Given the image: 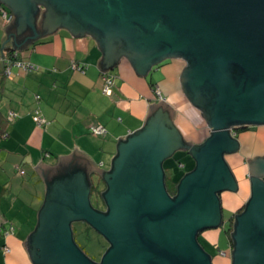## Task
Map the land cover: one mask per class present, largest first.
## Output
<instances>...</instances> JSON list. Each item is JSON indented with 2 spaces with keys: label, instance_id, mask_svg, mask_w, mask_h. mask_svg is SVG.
<instances>
[{
  "label": "water",
  "instance_id": "water-1",
  "mask_svg": "<svg viewBox=\"0 0 264 264\" xmlns=\"http://www.w3.org/2000/svg\"><path fill=\"white\" fill-rule=\"evenodd\" d=\"M39 1L0 0L13 15L1 49L25 50L66 28L96 40L103 72L122 55L139 77L166 58L184 60L181 89L211 133L201 144L185 141L173 124L176 111L161 101L149 106L142 128L118 140L109 171L76 147L55 166L40 161L34 169L44 202L26 248L32 263L212 264L198 235L223 224L219 194L237 188L224 160L238 149L231 129L264 125V0ZM45 6L54 17L39 30ZM183 151L194 167L171 196L162 163ZM248 162L251 197L234 216L231 264H264V157ZM92 172L101 176L105 211L91 205ZM74 222L109 243L98 262L75 242Z\"/></svg>",
  "mask_w": 264,
  "mask_h": 264
},
{
  "label": "crops",
  "instance_id": "crops-1",
  "mask_svg": "<svg viewBox=\"0 0 264 264\" xmlns=\"http://www.w3.org/2000/svg\"><path fill=\"white\" fill-rule=\"evenodd\" d=\"M2 7L0 2V49L3 27L9 23L1 16ZM12 51L11 46L0 50V264H33L26 248L44 202V182L34 169L40 161L55 166L58 156L71 154L76 147L97 167L109 171L118 140L142 128L149 106L161 101L176 111L173 124L185 141L201 144L211 133L201 111L181 89L179 75L187 65L184 60L166 58L139 77L122 55L119 64L103 72L97 67L102 52L94 38L73 37L68 29L58 28L56 34L17 50L37 68L24 70L12 65L8 77L3 74L1 59L9 58ZM72 61L86 64L85 71L71 69ZM104 73L114 75L110 95L102 92ZM155 89L165 100L159 99ZM9 111L17 114L12 121L7 119ZM35 111L46 124L34 122ZM95 124L106 127V134H91L89 127ZM234 138L238 149L225 153L224 160L237 188L219 194L225 222L198 235L206 251L216 249V254H210L212 264L232 263V245L225 229L231 215L242 210L251 197L248 160L264 157V125L249 126ZM183 152L191 157L189 151ZM100 178L98 173L89 174L92 186L99 189ZM5 245L8 253L3 251Z\"/></svg>",
  "mask_w": 264,
  "mask_h": 264
},
{
  "label": "built area",
  "instance_id": "built-area-1",
  "mask_svg": "<svg viewBox=\"0 0 264 264\" xmlns=\"http://www.w3.org/2000/svg\"><path fill=\"white\" fill-rule=\"evenodd\" d=\"M1 16L4 19L5 22H10L11 19L13 18L12 14L9 13L6 9H1ZM2 65H3V74L5 76H10L11 75V66L15 65L18 66L24 70H31V69H35L37 67H35L33 64L27 62L26 60H23L21 58H19V51L14 50L12 55L9 56V58L5 59L2 58ZM71 69L76 70V71H80V72H84L86 69V64H79L75 61L71 62ZM101 82H102V92L106 95H110L112 93V87L114 85V75L109 74V73H104L101 75ZM155 94L159 97V99L161 100H165L159 89H155ZM35 115L33 116V120L34 122L38 125H44L46 124L45 119L41 116L38 115L37 111H35ZM17 114L14 111H9L8 115H7V119L9 121H12L16 118ZM89 132L93 135H97V136H103L106 134L107 129L106 127H104L101 124H95V125H91L89 127ZM21 173L23 172L22 170L20 171ZM1 232V230H0ZM3 251L5 253H8L10 251L8 246H3ZM222 255L224 254V252H220Z\"/></svg>",
  "mask_w": 264,
  "mask_h": 264
},
{
  "label": "rangeland",
  "instance_id": "rangeland-1",
  "mask_svg": "<svg viewBox=\"0 0 264 264\" xmlns=\"http://www.w3.org/2000/svg\"><path fill=\"white\" fill-rule=\"evenodd\" d=\"M176 153H177L176 155H182L180 156V160L185 165L186 170L192 168L191 167L193 165L191 162L192 159L189 155H187L184 152L182 153L179 152L180 154H178V152ZM176 169L179 171L181 170L180 168L177 167ZM103 187L104 186L102 184L100 189L98 187L97 188L101 191ZM91 200L94 204H96L94 196ZM72 227L74 230L75 242L82 248V250L86 253V255L95 261L100 259L101 255L104 253V251L108 246L107 241L96 231H93L92 228H90L89 226L86 227L85 224L82 222H74L72 224ZM223 242L224 240L222 241V244ZM223 247L226 246L224 245ZM207 252H210L209 254L214 255L216 254V249H208Z\"/></svg>",
  "mask_w": 264,
  "mask_h": 264
},
{
  "label": "trees",
  "instance_id": "trees-1",
  "mask_svg": "<svg viewBox=\"0 0 264 264\" xmlns=\"http://www.w3.org/2000/svg\"><path fill=\"white\" fill-rule=\"evenodd\" d=\"M39 1V0H37ZM41 1V0H40ZM2 9H6V7H2ZM8 11V10H7ZM9 12V11H8ZM11 13V12H9ZM13 16V15H12ZM14 51V50H13ZM12 52L9 53V56L12 55ZM19 58H21L19 56ZM22 59V58H21ZM248 127L246 126H238L235 127L234 130L235 132H240L243 131L245 129H247ZM182 153V152H180ZM178 152V154H180ZM185 153V152H184ZM177 153L173 154L171 157L167 158L166 160H164V162L162 163V167H163V172H164V181H165V185H166V189L168 191V193L171 196H174L176 193V187H177V183L179 182V180L181 179V177L187 173L188 171H190L192 168L189 169H185V165L183 164V162L180 160V156L182 155H176ZM177 168H180L181 170H177ZM193 167V166H191ZM179 171V172H178ZM94 191V197H95V202L96 204H101V200L99 199L98 195L100 190L97 189L96 187L92 188ZM241 210L237 211L236 213L232 214L230 217L231 222L228 223V226L225 229V232L227 233L228 239L230 244L233 246V241H232V232H233V224L234 222H232V219L234 218V216L239 213ZM82 249V248H81Z\"/></svg>",
  "mask_w": 264,
  "mask_h": 264
},
{
  "label": "flooded vegetation",
  "instance_id": "flooded-vegetation-1",
  "mask_svg": "<svg viewBox=\"0 0 264 264\" xmlns=\"http://www.w3.org/2000/svg\"><path fill=\"white\" fill-rule=\"evenodd\" d=\"M38 3H40V4H42V5H44V3L43 2H41V1H39ZM47 8H46V6H45V8L44 7H41V8H39V14H41V10H44V11H46V14H45V17H44V21L42 20L41 22H39V30H40V28H41V26L43 27V25L44 24H47V23H50L52 20H53V17L54 16H51V14L52 15H54L53 13H51V9L50 10H46ZM48 12H50V13H48ZM238 126H243V125H238ZM238 126H234L232 129H233V132L234 133H232V135H233V137H234V134L236 133L235 132V130H234V128L235 127H238ZM244 126H246V125H244ZM249 126H252V125H249ZM249 126H246V127H249ZM231 129V130H232ZM93 186H91V190H90V192H89V197H90V201H91V205L93 206V208H95V209H97V210H100V211H105L106 210V207L104 206V204H103V202L101 201V204L99 205V204H94L93 202H92V198H93V196H95L94 195V191H93ZM101 192V191H100ZM100 192H99V194H97L98 195V197H99V199L100 200H102L101 199V197H100ZM224 222H225V220L223 221V224H224ZM73 224V223H72ZM85 224V223H84ZM222 224V225H223ZM221 225V226H222ZM85 226L86 227H88V225L87 224H85ZM72 227V226H71ZM91 228V227H90ZM72 230H73V227H72ZM202 232V231H201ZM200 232V233H201ZM73 235H74V230H73ZM105 239V238H104ZM107 244H108V246H107V248L109 247V243L107 242ZM107 248H106V250H107ZM105 250V251H106ZM104 251V252H105ZM102 256V255H101ZM101 258V257H100ZM100 259H98L96 262H98ZM93 261H95V260H93Z\"/></svg>",
  "mask_w": 264,
  "mask_h": 264
}]
</instances>
